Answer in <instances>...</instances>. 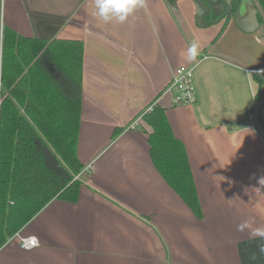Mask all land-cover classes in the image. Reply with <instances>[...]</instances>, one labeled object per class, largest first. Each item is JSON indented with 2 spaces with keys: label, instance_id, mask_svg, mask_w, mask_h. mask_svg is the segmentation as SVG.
Masks as SVG:
<instances>
[{
  "label": "crops",
  "instance_id": "obj_1",
  "mask_svg": "<svg viewBox=\"0 0 264 264\" xmlns=\"http://www.w3.org/2000/svg\"><path fill=\"white\" fill-rule=\"evenodd\" d=\"M231 2L143 0L119 24L100 20L94 0H0V34L83 43L78 200H51L17 232L38 246L13 237L0 264H264V240L251 235L264 227V140L251 119L264 99V25L250 0L213 18ZM179 66L193 67L190 105L166 92ZM150 103L185 146L200 219L154 168L150 127L126 129Z\"/></svg>",
  "mask_w": 264,
  "mask_h": 264
},
{
  "label": "trees",
  "instance_id": "obj_2",
  "mask_svg": "<svg viewBox=\"0 0 264 264\" xmlns=\"http://www.w3.org/2000/svg\"><path fill=\"white\" fill-rule=\"evenodd\" d=\"M258 1L264 10V0ZM240 2L232 0L227 18ZM256 17L264 25L257 13ZM197 24L209 26L208 15L197 17ZM82 59L81 41L25 37L7 26L2 29L0 248L51 200H78L76 176L83 168L77 156ZM142 121L151 129L147 145L154 168L200 219L187 152L171 129L166 108L154 105Z\"/></svg>",
  "mask_w": 264,
  "mask_h": 264
},
{
  "label": "built area",
  "instance_id": "obj_3",
  "mask_svg": "<svg viewBox=\"0 0 264 264\" xmlns=\"http://www.w3.org/2000/svg\"><path fill=\"white\" fill-rule=\"evenodd\" d=\"M166 92L171 95L173 105H190L195 101V91L193 86V67L179 66L174 69ZM154 104L147 106L144 111L134 119L128 126L127 130H132L139 126L142 116L151 111ZM90 167V166H89ZM14 238L23 250H32L38 246L37 239L33 236H21L16 233Z\"/></svg>",
  "mask_w": 264,
  "mask_h": 264
},
{
  "label": "clouds",
  "instance_id": "obj_4",
  "mask_svg": "<svg viewBox=\"0 0 264 264\" xmlns=\"http://www.w3.org/2000/svg\"><path fill=\"white\" fill-rule=\"evenodd\" d=\"M94 7L96 9V16L103 22L109 23L114 21L124 24L138 7H143V0H94ZM198 48V42L193 41L187 51V59L189 61L196 60ZM261 181H264V179ZM247 227V223L237 225L239 231H243ZM251 235L264 240V227H257ZM260 252L264 254V246L260 247Z\"/></svg>",
  "mask_w": 264,
  "mask_h": 264
},
{
  "label": "water",
  "instance_id": "obj_5",
  "mask_svg": "<svg viewBox=\"0 0 264 264\" xmlns=\"http://www.w3.org/2000/svg\"><path fill=\"white\" fill-rule=\"evenodd\" d=\"M252 5L254 6L256 13L259 15L261 21L264 24V10L259 3L258 0H250ZM264 106V99H259L255 102L253 105L252 111H251V119L253 123L254 129L257 131V133L260 135V137L264 140V128L262 127L260 120H259V111L261 107Z\"/></svg>",
  "mask_w": 264,
  "mask_h": 264
},
{
  "label": "rangeland",
  "instance_id": "obj_6",
  "mask_svg": "<svg viewBox=\"0 0 264 264\" xmlns=\"http://www.w3.org/2000/svg\"><path fill=\"white\" fill-rule=\"evenodd\" d=\"M228 15H229V9L225 11L224 15H222V13H221V14L215 16V18L218 19L219 17H222V16L227 17Z\"/></svg>",
  "mask_w": 264,
  "mask_h": 264
}]
</instances>
